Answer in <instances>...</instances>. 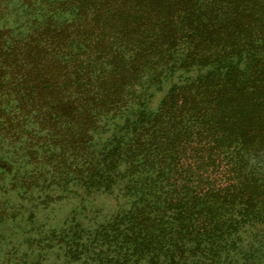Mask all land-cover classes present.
I'll return each instance as SVG.
<instances>
[{"label":"trees","instance_id":"obj_1","mask_svg":"<svg viewBox=\"0 0 264 264\" xmlns=\"http://www.w3.org/2000/svg\"><path fill=\"white\" fill-rule=\"evenodd\" d=\"M7 180L32 205L121 187L38 240L83 264H264V0H0Z\"/></svg>","mask_w":264,"mask_h":264},{"label":"rangeland","instance_id":"obj_2","mask_svg":"<svg viewBox=\"0 0 264 264\" xmlns=\"http://www.w3.org/2000/svg\"><path fill=\"white\" fill-rule=\"evenodd\" d=\"M160 99L161 94L154 98L151 106L156 107ZM8 182L5 185L0 182V210L6 207L8 211H14V216L1 223L0 264H83L84 259L66 258L63 249L54 243L51 248H45L42 244L38 248V240H45L47 244V238L53 230L68 229L72 222H82L86 227L99 225L129 206L128 200L120 197L121 187H117L112 194H95L87 199L83 198V194L48 204L42 202L43 195L38 192L33 197L36 199L39 194L36 203L44 204L36 207V203L32 205L22 200V196L15 191L5 193L3 188ZM32 241L34 245L30 248Z\"/></svg>","mask_w":264,"mask_h":264}]
</instances>
